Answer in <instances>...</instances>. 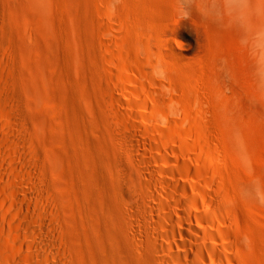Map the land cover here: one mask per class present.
<instances>
[{"label":"bare ground","instance_id":"bare-ground-1","mask_svg":"<svg viewBox=\"0 0 264 264\" xmlns=\"http://www.w3.org/2000/svg\"><path fill=\"white\" fill-rule=\"evenodd\" d=\"M137 2L138 5L136 2L132 5L125 0V6L131 11L128 18L133 15L134 20H125L120 29L108 23L113 12L110 3L97 2L100 9L108 12L98 14L102 33L99 44L106 56L105 68L111 74L106 79L114 87L107 106V133L104 132L112 161L110 175L101 171L102 160L90 145L91 135L99 136L102 130L96 123L92 104L84 95L70 94L69 104L72 117L79 124L81 144L79 153L70 158L73 159L69 168L71 178L64 183L67 194L60 195H57V186L50 187L52 184L47 183L41 151L29 158L30 152L24 148L26 130L14 117L18 112L11 115L7 105H0V113L5 118L0 125L14 133L0 132V181L6 182L8 158L12 162L10 171L19 173L23 180L8 182L11 203L0 196V210L11 214L8 220L0 215V264H240V226L228 204L229 167L219 165L218 161L215 164L219 168L215 171L207 166L213 163L214 155L224 154V147L206 111L204 86L191 84L192 78H188V83L178 89L170 68L179 63L164 59V54H161V62L151 56L156 42L166 44L167 39L158 35L160 32L156 33L159 11L149 9L147 0ZM7 70L1 68L0 83L8 82ZM159 74L169 86L161 83L164 78H159ZM186 74L183 73L184 78ZM127 84L131 88H127ZM115 90L131 98L122 101L115 96ZM0 92V97L10 100L9 92ZM199 106L202 109H198ZM136 108L142 113L135 112ZM74 134L77 137V131ZM28 143L34 144L32 138ZM115 157L120 163L119 167L116 163L117 169ZM192 161L197 163L196 168L191 165ZM158 162L176 167L154 168L153 164ZM127 167L143 185L144 191L139 193L138 202L136 200L137 207L126 198L129 186L126 187L124 173ZM52 174L53 181L63 177L58 171ZM210 174L215 178L214 184L202 180ZM162 175L201 178L205 184H202L203 189L197 184H172L161 179ZM27 184L31 185L32 192ZM96 199L102 200L107 209H101ZM65 202L71 211L65 216L71 223L70 230L62 223L65 218L61 210ZM194 221L199 226L194 225ZM70 233L79 242L74 256L73 246L69 248L66 244ZM178 236L184 241H179Z\"/></svg>","mask_w":264,"mask_h":264},{"label":"rangeland","instance_id":"rangeland-1","mask_svg":"<svg viewBox=\"0 0 264 264\" xmlns=\"http://www.w3.org/2000/svg\"><path fill=\"white\" fill-rule=\"evenodd\" d=\"M98 1L100 3V0H0V70L8 68L5 72L8 82L0 83V90L11 95L10 100L1 96L0 105H7L11 115L18 112L14 117L23 124L27 134L24 148L30 152L29 158L34 152L41 151L47 183L49 186L52 184L50 187L57 186V195L67 194L64 185L71 178L69 168L73 159L70 158L79 153L81 144L79 124L72 117L69 104L72 93L84 95L96 113L94 117L102 133L99 136L91 135L90 145L102 160L101 171L109 174L112 165L104 139H107V106L110 105L108 101L114 87L106 79L111 74L104 65L106 56L100 48L102 33L98 25L99 15H106L108 12L100 9ZM106 1L110 3L113 11L108 21L112 27L120 29L125 20H134L133 15L128 18L131 11L125 6V0ZM127 1L132 5L136 2L135 5H138V0ZM147 2L149 9L159 11L160 21L157 23L156 33L160 32L158 35L162 34L168 41L166 44L156 42L155 53H150L151 56L161 62V54H164V59L179 63L174 64L175 66L169 64V68L172 67L171 78L178 89L188 83V78H192L191 84L202 83L204 86L206 111L211 115L213 128L219 134L224 147L223 157L214 155L213 163L207 166L212 171L217 170L220 164H227L229 167L231 191L228 192V204L240 226V264H264V0ZM116 43L117 40L115 46ZM131 47L133 46L130 49ZM132 49L136 51L134 47ZM187 71L192 75L189 76ZM8 72L10 74L6 75ZM183 73H187L185 78ZM116 75L117 73L115 77ZM159 78L164 77L160 75ZM160 81L169 86L164 82L165 78ZM126 86L131 88L129 84ZM179 94L178 96L181 95ZM116 95L125 102L131 98L130 95L123 96L117 90ZM198 109H202V106ZM136 111L142 113L139 108ZM2 119L5 118L0 113V121ZM2 128L3 126L0 132L14 134ZM73 130L74 133L77 131L79 141ZM30 138L34 141L32 145L28 143ZM6 161V182L0 181V196L11 203L8 182L23 180L19 173L10 171V159ZM217 161L220 162L218 166L215 164ZM192 162L191 165L196 168L197 163ZM119 164L115 157V169ZM153 166L157 169L176 167L163 162ZM127 169V172L124 171L127 174L126 177L124 173L126 187L129 186L126 189V198L137 207L136 200L138 202L139 195L144 191L143 185L133 172L130 173V168ZM56 171L63 173L60 181H53L52 172ZM212 175L202 177V180L205 179L208 183L213 180L215 183ZM177 177L160 176L172 184H197L201 189L202 184H205L201 178L197 180L195 177ZM213 181L210 184H214ZM29 189L32 192V187ZM96 201L101 209L105 207L102 200ZM62 206L64 212L61 210V214L65 218L62 223L70 230L71 223L65 216H69L71 211L66 202ZM5 212L0 210V215L7 219L11 214ZM13 216L16 220V216ZM193 224L199 226L195 221ZM68 235L66 244L69 248L73 246L71 252L74 256L79 242L73 233ZM177 239L184 241L179 236ZM55 240L59 239L55 237Z\"/></svg>","mask_w":264,"mask_h":264}]
</instances>
